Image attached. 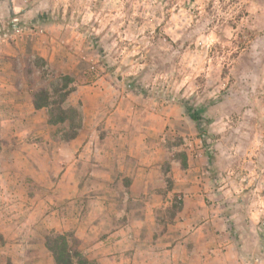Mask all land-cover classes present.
I'll list each match as a JSON object with an SVG mask.
<instances>
[{"label":"rangeland","instance_id":"374dc122","mask_svg":"<svg viewBox=\"0 0 264 264\" xmlns=\"http://www.w3.org/2000/svg\"><path fill=\"white\" fill-rule=\"evenodd\" d=\"M0 68L10 76L0 80V264H57L52 233L88 264H138L99 247L90 254L75 231L94 227L97 244L110 234L102 219L119 225L123 202L92 195L122 193L104 180L140 173L146 152L160 165L151 176L167 186L196 177L208 194L190 209L181 187L153 201L162 221L208 208L194 224L226 218L229 264H264V0H0ZM56 86L73 90L60 101ZM42 90L52 104L36 108ZM186 102L202 109L200 128ZM59 107L68 119L51 123ZM80 129L92 153L71 156L65 142ZM142 204L132 202L137 215ZM193 249L178 264H200Z\"/></svg>","mask_w":264,"mask_h":264},{"label":"crops","instance_id":"0c3cea01","mask_svg":"<svg viewBox=\"0 0 264 264\" xmlns=\"http://www.w3.org/2000/svg\"><path fill=\"white\" fill-rule=\"evenodd\" d=\"M4 73L5 69L0 68V80L3 76H8L4 75ZM13 73H15V70H13ZM0 85L2 84L0 83ZM30 103L32 109L33 103ZM155 126H157V124L145 122L143 127L145 129H154ZM112 127H114V124ZM136 128L141 130L140 128H142V126L138 124ZM133 129H135V127ZM122 132L124 133V131ZM106 134L116 135L114 130H108ZM92 135L94 136V134ZM89 137L86 131L80 129L76 137L65 142V147H67L66 153L68 154L70 151H73L71 156L75 157H77L76 154L82 156L86 152L92 153V147L89 144L93 141V137L91 140ZM134 145L135 143L130 146ZM101 150L102 149H99V151ZM133 150V147H129L126 152L133 155ZM111 151L116 152L114 149ZM137 156H143L141 149ZM78 160L80 161L79 158ZM137 165L138 172L140 171V173L135 172V174L132 175L128 173L130 178L125 179L123 173H121V175L118 173L116 176L109 175L104 180L105 182L103 184H107L108 186L116 185L121 189L122 193L110 192V194L106 195H92L93 198H102L104 202L109 201V199L113 201L121 200L123 202L122 210L126 213V216H123L119 225L112 228L109 227V223L112 221L111 218L109 220H106L107 218L102 219L99 225L105 226H101V231L110 234L105 238H102V236L100 238L98 237L100 243L97 244H94L95 236L93 237L91 234V229L94 227L89 228L90 231H87V228L82 229V227L78 226L75 235L82 237L85 243L88 241V243L84 245L85 251H90L89 253L91 254V251L95 252V249L98 251L97 247H99L101 253L106 251L104 254H113L115 262L116 257H125L126 261L129 263L134 260L138 264H178L180 259L186 253H190L189 250L191 248H194L193 250L200 251V264H229L232 259L231 256L227 254L233 253L235 250V243H233L232 239L234 236L230 232V225L226 222V218L217 216V219H214L213 223L210 224L209 219L203 217L205 221L194 224V218L201 215L198 211H201V213H208L209 209L207 208V210L203 212L200 208H192L189 210V213H186V217L183 216L184 218H178L176 216L171 221H168V219L162 221L163 218H159V215L162 213L163 208H157V203H152L153 201L162 200L164 196L173 194L181 187L184 191L183 199L185 203H187L186 207L190 209L188 207L190 201L193 202L198 200L199 197L208 196L205 189L203 190L198 187L199 183L196 177L189 178L187 176V178H179L175 176L172 177L167 186V179L151 176L154 168H159L160 165L158 167L156 164H152L151 158H148V152H146V159L140 160V164ZM148 165L152 167L149 168ZM121 166L126 171L136 168V165L131 168L124 159L121 161ZM148 169H150V172L147 173ZM171 169L174 170V167H171ZM205 180L207 181V179ZM125 181H127V183H125ZM137 201H142L146 204H142V212L139 215L135 213L132 206V202ZM181 211H183V209ZM253 223L254 225L252 226L250 222V227H252L250 229L252 231L251 240L256 245L260 238V233L258 231L259 223L257 221ZM125 243H127V245ZM103 258H106V256Z\"/></svg>","mask_w":264,"mask_h":264},{"label":"trees","instance_id":"16d2710c","mask_svg":"<svg viewBox=\"0 0 264 264\" xmlns=\"http://www.w3.org/2000/svg\"><path fill=\"white\" fill-rule=\"evenodd\" d=\"M61 94L60 101H64V97H66L73 89L66 90L65 87H55L53 88V93H58L63 91ZM53 95V94H52ZM52 97L47 90H42L41 92L36 94L35 106L36 108L40 107H50L51 102L49 98ZM189 116L197 123V127L200 128L201 121V112L202 109L195 108L189 102L185 104ZM56 109V108H55ZM59 111L57 114H54V109L51 110V123H63L68 118L66 116V111L59 107ZM77 135V130L70 133L67 136V139L74 138ZM46 245L48 249L52 252L54 259L57 264H88V259L79 251L78 248L70 245L67 239L66 234L64 233H52L48 234L46 237Z\"/></svg>","mask_w":264,"mask_h":264}]
</instances>
